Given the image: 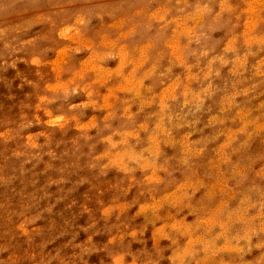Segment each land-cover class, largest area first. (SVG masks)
<instances>
[{
  "label": "clouds",
  "instance_id": "1",
  "mask_svg": "<svg viewBox=\"0 0 264 264\" xmlns=\"http://www.w3.org/2000/svg\"><path fill=\"white\" fill-rule=\"evenodd\" d=\"M0 264H264V0H0Z\"/></svg>",
  "mask_w": 264,
  "mask_h": 264
}]
</instances>
